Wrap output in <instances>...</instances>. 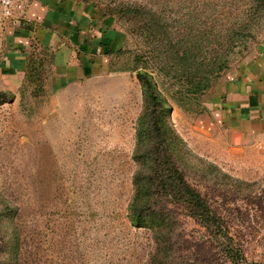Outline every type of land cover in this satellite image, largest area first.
<instances>
[{
	"label": "rangeland",
	"instance_id": "rangeland-1",
	"mask_svg": "<svg viewBox=\"0 0 264 264\" xmlns=\"http://www.w3.org/2000/svg\"><path fill=\"white\" fill-rule=\"evenodd\" d=\"M73 1L91 13L82 38L95 52L78 62L88 68L74 71L68 82L55 77L54 46L39 39L35 21L14 23L0 11V264H264V216L244 236L234 224L245 257L240 262L229 260L189 215L179 216L172 250L157 251L153 232L131 223L136 127L143 108L132 69L144 43L110 11L115 0ZM146 1L167 14H183L203 0ZM263 49L264 20L203 94L179 103L161 88L173 105V127L189 147L246 180L264 176V137L230 148L203 119L204 104L219 97L220 82L233 68ZM187 177L199 183L197 175Z\"/></svg>",
	"mask_w": 264,
	"mask_h": 264
},
{
	"label": "trees",
	"instance_id": "trees-1",
	"mask_svg": "<svg viewBox=\"0 0 264 264\" xmlns=\"http://www.w3.org/2000/svg\"><path fill=\"white\" fill-rule=\"evenodd\" d=\"M149 2L115 0L110 5L144 43L132 69L143 108L136 127L129 219L153 232L159 251L172 250L179 216L189 215L221 244L229 260L240 262L245 257L234 224L244 236V229L252 233L264 216V176L242 179L195 153L173 127V105L161 88L179 103L209 90L255 38L264 20V0H203L183 14H167ZM187 175H197L199 183Z\"/></svg>",
	"mask_w": 264,
	"mask_h": 264
},
{
	"label": "crops",
	"instance_id": "crops-1",
	"mask_svg": "<svg viewBox=\"0 0 264 264\" xmlns=\"http://www.w3.org/2000/svg\"><path fill=\"white\" fill-rule=\"evenodd\" d=\"M88 12L73 0L30 2L28 18L35 21L37 36L43 39L45 46H54L55 77L62 81L68 82L74 71L82 74L88 67L82 68L79 61L95 52L94 47L88 49V43L82 38L89 30L91 13ZM60 37L68 43H75L77 49L61 44ZM109 41L112 43L113 38ZM101 44L98 46L103 47V42ZM219 86L222 90L219 97L204 104L203 119L209 123V129L215 130L233 149L252 145L264 137V49L251 61L233 68L227 74L226 82H220Z\"/></svg>",
	"mask_w": 264,
	"mask_h": 264
},
{
	"label": "built area",
	"instance_id": "built-area-1",
	"mask_svg": "<svg viewBox=\"0 0 264 264\" xmlns=\"http://www.w3.org/2000/svg\"><path fill=\"white\" fill-rule=\"evenodd\" d=\"M30 0H0L2 15L14 23L21 24L30 21L27 11Z\"/></svg>",
	"mask_w": 264,
	"mask_h": 264
}]
</instances>
